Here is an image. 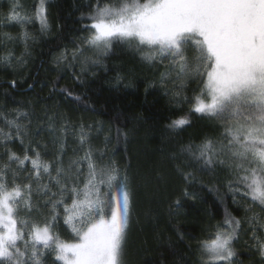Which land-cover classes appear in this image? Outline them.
<instances>
[{"label": "snow or ice", "instance_id": "1", "mask_svg": "<svg viewBox=\"0 0 264 264\" xmlns=\"http://www.w3.org/2000/svg\"><path fill=\"white\" fill-rule=\"evenodd\" d=\"M48 4L49 0H35L29 11L13 0L5 20L22 27L19 40L24 52L20 57L11 51L0 57L5 66L11 67L14 60L27 63L36 37L23 26L35 23L41 34L49 31ZM86 7L90 11L81 17L90 21L81 26L85 34L73 41V48L54 57L53 70L78 65L84 75L117 44L134 48L149 66L163 65L159 85L177 107L189 104V114H200L220 129L199 144L183 146L180 155L201 171L226 170L232 203L245 211L241 220L225 207L224 219L198 243L197 264H234L235 244L248 232L250 247L264 261V0H89ZM4 35L8 41L17 39ZM73 79L84 83L75 73ZM189 82L198 85L191 97L185 95ZM16 84L11 81L13 87ZM59 91L81 100L68 88ZM9 115L12 119L0 113L8 128H0V147L7 157L0 164V264H46L52 253L62 264H126L136 197L130 164L122 166L95 149L90 141L93 126L74 124L63 113L49 115L45 108L47 124L37 126L35 135L52 134L51 152L48 145L31 138L25 143L34 111L14 109ZM24 119L29 123H21ZM188 125L185 114L177 115L168 127L182 130ZM116 133L127 139L121 129ZM69 135L79 141V148L72 151L82 155L70 158L65 166ZM110 139L105 137L106 144ZM16 140L23 155L8 147ZM41 148L51 160L44 159ZM180 155L169 158L176 161ZM189 161L175 169L186 184H193L197 177L186 170ZM183 195L195 199L196 194L185 188ZM249 200L251 204L244 203ZM175 206H182L179 199ZM61 221L71 240L57 231Z\"/></svg>", "mask_w": 264, "mask_h": 264}, {"label": "trees", "instance_id": "2", "mask_svg": "<svg viewBox=\"0 0 264 264\" xmlns=\"http://www.w3.org/2000/svg\"><path fill=\"white\" fill-rule=\"evenodd\" d=\"M12 3L13 0H0V57L9 51L20 57L24 52V45L19 40L22 27L5 20L11 15ZM18 3L30 11L35 0H18ZM88 3L89 0H49V31L41 34L35 23L23 26L36 40L30 45L31 56L25 57L26 64L19 65L14 60L12 66L7 67L0 62V113L12 119L9 113L14 109L34 111L36 115L30 117L25 143L29 138L39 141L48 145L49 152L52 151V134L43 131L35 135L38 125L47 124L43 117L45 108L49 109V115L63 113L74 124L92 125V146L106 152L122 166L130 164L128 170L136 197L126 264H197L198 243L207 239L208 232L214 231L213 226L224 219L225 207L237 219L243 220L245 216L244 208L232 203L227 189L230 177L226 170L201 171L186 155H180L183 146L199 144L206 136L217 135L220 129L200 114H189V104L182 103L177 107L172 95L159 85L164 66H149L141 61L134 48L127 45H114L100 65L89 66V72L84 75L78 65L72 68L61 65L54 71L57 68L53 63L54 57L64 48H73V41L79 42V37L85 34L81 26L90 21L81 17L90 11L86 7ZM4 34L17 39L8 41ZM87 55L94 57L93 52ZM74 73L81 77L83 84L73 79ZM117 77L123 79L118 80ZM13 80L17 81L15 87L11 85ZM197 87L196 83L189 82L185 95L191 97L192 90ZM60 88H68L81 100L67 98L59 91ZM185 114H188L190 125L182 130L168 127L177 115ZM21 123L28 124L29 121L24 119ZM0 128L8 131L2 118ZM117 128L127 133L126 140L122 136L117 138ZM106 136L111 138L107 144ZM67 143L65 166L70 158L82 155V152L72 151L79 148L75 136L69 135ZM8 147L23 155L24 149L18 140ZM40 151L44 155V149ZM173 153L180 155V159L172 161L169 157ZM44 159L51 160L52 156L44 155ZM6 161L4 149L0 147V164ZM184 161L191 164L186 170L195 173L197 182L186 184L176 172L175 165L183 167ZM28 167L30 170V165ZM185 188L196 194L195 199L183 195ZM53 191H56L55 187ZM177 199L182 205L179 208L175 206ZM252 206L260 212L257 205ZM57 231L64 239H72L62 221ZM250 235V232L241 234L240 241L235 244L238 259L234 264H264L255 249L250 247ZM46 264L62 262L57 261L55 253H52Z\"/></svg>", "mask_w": 264, "mask_h": 264}]
</instances>
